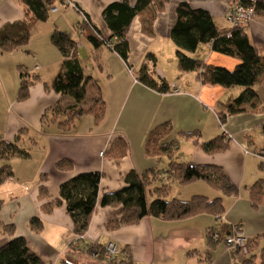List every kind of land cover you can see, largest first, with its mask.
<instances>
[{
  "label": "crops",
  "instance_id": "obj_1",
  "mask_svg": "<svg viewBox=\"0 0 264 264\" xmlns=\"http://www.w3.org/2000/svg\"><path fill=\"white\" fill-rule=\"evenodd\" d=\"M44 1L48 17L34 26L28 44L0 53V88L3 92L0 93V141L10 143L21 131L19 145L28 151L25 157L0 159V166L8 164L13 171L11 177L0 183V222L14 226L13 236L0 228V246L13 237L22 236L44 264H107L105 259L92 257L86 247L101 248L113 240L121 249H127L128 263L123 264H220L223 260L219 258L217 249H231L211 244L207 229L220 231L222 223L243 221L244 235L250 242L255 239L254 235L264 230V226L257 225L261 220L247 219L241 212L233 210L238 203L249 206L248 187L257 179L264 178L258 176V163L264 160V98L260 93L264 89V80L254 86L259 108L228 115L220 124L218 112L222 111L226 101L240 92L241 87L201 84L194 71L178 70L176 46L170 38L177 2L186 1L193 8L204 9L218 27L229 28L226 12L234 0H166L153 21L151 32L144 29L140 16L136 15L127 33L129 55L126 62L104 45L95 47L77 30L85 14L104 36H110L111 31L102 18V12L111 2L121 0H71L72 4L60 3L55 10L48 6L52 0ZM128 1L133 3L135 0ZM22 17V6L17 0H0V27ZM54 29L77 42L79 62L85 74L90 76L86 97L80 106L87 108L94 97H102L105 112L98 122L92 114L85 113L76 116L69 127L58 125L66 117L63 109L73 104V99L46 88L63 60L50 41ZM244 29L253 46L264 56V15H255ZM146 52L153 53L155 57L154 63L149 64L150 73L155 78L164 79L168 92H157L135 79L134 71ZM185 54L229 69L239 62L236 58L213 51L209 44H201L194 52L185 51ZM82 61L86 63L84 66ZM19 68L29 77H36L29 87L28 97L22 101L17 100ZM173 88L180 89L181 93H172ZM57 105L60 111L53 114L51 108ZM52 116L55 121H51ZM166 121L172 131L162 142L171 143V158L176 157L191 165H217L237 188L238 195L233 199L225 197L220 190L215 191L219 196L214 194L212 197H221L224 201V220L222 217L219 221L204 213L179 220L146 216L137 224L109 231L104 226L105 222L118 217L120 206L98 207L87 231L73 245L72 220L64 206L44 211L43 204L59 197L60 184L80 172H101V189L112 192L125 186V177L131 170L142 171L153 166L165 169L171 158L168 155L147 156L144 140L151 128ZM193 130L199 131L200 140L227 133V149L208 154L201 144L177 133ZM116 139L124 140L128 151L122 157L110 158L106 152ZM61 159L70 161L72 169L56 168V162ZM42 175L46 179H42ZM160 182H154L152 187ZM168 182L170 191L167 199L187 200L195 194L210 198L212 195L203 180L187 184L174 180ZM40 188L49 197L41 198ZM154 197V194H148L149 200ZM226 199L232 201V208L227 206ZM261 210L256 212L261 215ZM31 217L41 220L40 231L29 228ZM251 245V252L255 253L257 239ZM123 256L118 254L108 264H121L120 260L127 259ZM244 258L235 253L236 260L226 259L221 264H241Z\"/></svg>",
  "mask_w": 264,
  "mask_h": 264
},
{
  "label": "trees",
  "instance_id": "obj_2",
  "mask_svg": "<svg viewBox=\"0 0 264 264\" xmlns=\"http://www.w3.org/2000/svg\"><path fill=\"white\" fill-rule=\"evenodd\" d=\"M17 1L22 6L23 17L0 27V53L11 52L26 46L34 26L48 17L46 1ZM166 2V0H135L133 3L128 0L111 2L102 12V18L111 31V35L104 36L89 18V22L83 24V32L80 34L87 36L95 47L104 45L111 48L126 62L129 55L127 33L133 18L139 15L144 29L151 32L153 21ZM242 2L248 3L249 0H242ZM254 10L256 15H264V0L256 1ZM175 13L176 17L170 29V38L176 46L175 57L178 70L182 72L194 71L196 79L201 84L241 87L240 92L226 101L222 111L218 112L220 124L224 123L228 115L248 109H258L259 99L254 86L264 80V56L253 46L245 29L231 26L220 28L214 23L208 11L193 8L186 1L176 3ZM50 41L59 50L63 60L55 78L46 85V88L73 99V104L63 109L66 117L58 125L62 128L69 127L73 124L76 116L85 113L92 114L94 120L98 122L105 112V102L102 97H94L93 102L87 108L80 106L86 97L90 76L85 74L79 62L77 42L58 29L52 31ZM111 41L116 42L110 47L108 43ZM201 44H209L213 51L236 58L239 62L233 69H228L185 54V51L194 52ZM154 61L153 53L146 52L139 67L134 71L135 79L157 92H168L169 87L164 79L153 77L149 71V64ZM19 72L20 84L17 90V100L22 101L28 97L29 87L36 77H29L20 68ZM51 111L53 114L60 111L59 105L51 108ZM51 121H55L53 116ZM171 131L172 128L167 121L151 128L144 140V153L147 156L168 155L171 158V143L162 142ZM177 133L192 138L194 143L201 144L203 150L208 154L223 152L228 147L229 137L225 133H220L207 140H200L198 130L178 131ZM20 134L21 131L10 143L0 141V159L6 160L12 156L25 157L28 155V151L19 145ZM127 151L128 144L122 139H116L111 143L106 156L118 158L124 156ZM258 166L260 169H264V162L260 161ZM56 168L71 170L72 163L61 159L56 162ZM12 175L13 171L10 165L0 166V183ZM41 178L46 179V176L42 175ZM101 178L102 173L99 171L77 173L60 184L59 197L51 199L42 206L44 211H51L55 206H64L65 212L72 220L73 245H76V242L87 231L92 215L98 207L120 206L118 217L105 222L104 226L109 231L137 224L146 216L161 217L164 220H179L204 213L219 220L225 213L221 197L209 198L202 194H195L187 200L167 199L170 191L168 180H174L180 184L203 180L212 188L225 194L234 195L238 191L221 167L210 164L191 165L176 157L171 158L163 170L154 166L142 171L131 170L125 177V186L116 191L102 190L100 187ZM162 179L167 181H162ZM160 180L158 185L152 187L154 182ZM150 193L155 195L151 200L148 199ZM39 196L41 198L49 197V194L40 188ZM248 199L252 208H258L264 204V178L257 179L248 187ZM230 224L222 223L221 230L218 232L228 234ZM28 226L33 231H40L42 222L38 217H31ZM0 228L4 233L13 236L14 226L12 224L5 225L0 222ZM211 230H206L207 238L211 244L218 243L221 238L212 239L210 237ZM251 242L254 243L255 239ZM102 248L103 246L101 248L86 247L89 252L102 250ZM126 251V247L122 249L119 247L117 255L122 253L123 257L127 258L120 260L121 264L128 263ZM115 257L110 260L105 259L107 264L111 263ZM244 257L241 264H264V244L260 249L259 262L256 261L257 255L250 249L244 254ZM97 258L104 259L102 255ZM0 264H44V262L28 247L24 237L17 236L0 246ZM62 264L71 263L63 262Z\"/></svg>",
  "mask_w": 264,
  "mask_h": 264
},
{
  "label": "built area",
  "instance_id": "obj_3",
  "mask_svg": "<svg viewBox=\"0 0 264 264\" xmlns=\"http://www.w3.org/2000/svg\"><path fill=\"white\" fill-rule=\"evenodd\" d=\"M256 1L258 0H249L248 3H244L242 2V0H234L230 4L226 12V18L230 23V26L245 28L255 18L256 14L254 10V3ZM60 3L72 4L71 0H52L49 4V8L55 10L56 6ZM86 22H89V19L85 14H83L81 22L77 26L79 34L83 32L82 27ZM115 42L116 41H111L108 43V45L111 47L115 44ZM172 93H181V91L178 88H173ZM240 225L241 223L230 224V232L228 234H223L216 230H211L210 237L214 240L223 238L227 245L233 246L236 250L246 254L248 252L247 239L241 231L242 228L240 227ZM118 251V243L110 240L103 246L102 250H93L91 252V255L96 258L102 255L104 259L110 260L117 255Z\"/></svg>",
  "mask_w": 264,
  "mask_h": 264
},
{
  "label": "rangeland",
  "instance_id": "obj_4",
  "mask_svg": "<svg viewBox=\"0 0 264 264\" xmlns=\"http://www.w3.org/2000/svg\"><path fill=\"white\" fill-rule=\"evenodd\" d=\"M82 64H83V66H84V64H86L84 61H82ZM218 66H221V67H225V66H222V65H218ZM88 67H89V65H88ZM226 68V67H225ZM229 69V68H228ZM233 69V68H232ZM96 72V71H95ZM157 77V76H156ZM257 87V86H256ZM0 93H3V92H1V88H0ZM231 93V92H230ZM260 93H261V96L264 98V89H261L260 90ZM0 100H2V99H0ZM0 108H2V106H1V103H0ZM263 162H264V160H263ZM262 170L264 171V169H258V171H259V177H264V172L263 173H261L262 172ZM202 183H204V185H206L207 187H209L208 189H210V190H208V191H212V193H210V194H212L211 196H210V198H212L213 196H215L214 194H216L217 196H219V192H216L215 193V191H219V190H216V189H214V188H212L208 183H206V182H202ZM222 194H224L225 195V197L226 196H231V198H229V199H233V197H237V195H238V191H237V194H232V195H230V194H225V193H223L222 192ZM223 203H224V201H223ZM245 203H247V202H245ZM226 204H227V206L228 207H231L232 208V206L233 205H231L232 204V201H230V200H227L226 199ZM248 205L249 206H243L242 204H237V205H235V207H234V212L235 211H237V213H242V215L244 216V217H246L247 219H249V218H251V219H254V221H258V220H261V221H259V222H257V225H262V226H264V221L261 219V218H264V204H262V205H260L258 208H252L251 206H250V204L248 203ZM250 207V208H249ZM252 209V210H251ZM257 209H262L261 211V215H259L256 211H257ZM225 214H226V212H225ZM225 214H223L222 215V217H223V220H224V218L226 217L225 216ZM236 213H234V214H232V216H234ZM239 215V214H238ZM221 217V218H222ZM212 221V220H211ZM219 221H220V219H219ZM229 223H231V224H237V223H241V225H240V227L242 228L241 229V231L243 232V221H238V220H236V221H232V222H229ZM212 230H215V229H212ZM224 233H225V231H223ZM243 234H244V232H243ZM245 236V235H244ZM254 236H256V238H255V240L257 239V247L254 249V251H256L255 252V254L257 255V257H256V261L257 262H259V258H260V249H261V247L263 246V244H264V230L263 231H261L259 234H257V235H254ZM246 237V236H245ZM205 238V237H204ZM206 239V238H205ZM247 239V238H246ZM206 242H207V240H206ZM209 243V242H208ZM251 244H254V243H252V242H250L249 241V239H247V245H248V249H250L251 250ZM215 245L217 246V245H221L222 247H228V248H230L231 249V251H226L225 249H217L218 250V256H219V258L220 259H222L223 261H226V259H228V260H230V259H232V260H236L235 259V253L239 256V257H241V256H244V253H242V252H240V251H238V250H236L233 246H229V245H227V244H225L224 243V240H223V238H221L220 240H219V242L218 243H215ZM213 247V246H212ZM91 252L92 251H90L89 252V254L91 255ZM92 256V255H91ZM93 257V256H92ZM94 258H96V257H94ZM225 259V260H224ZM223 261H221V262H223ZM221 262H220V264H221Z\"/></svg>",
  "mask_w": 264,
  "mask_h": 264
}]
</instances>
